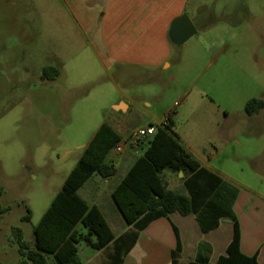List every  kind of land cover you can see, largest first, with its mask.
<instances>
[{"label":"rangeland","instance_id":"rangeland-1","mask_svg":"<svg viewBox=\"0 0 264 264\" xmlns=\"http://www.w3.org/2000/svg\"><path fill=\"white\" fill-rule=\"evenodd\" d=\"M63 11L61 0H0V206L7 208L0 264L22 258L14 227L33 246V227L97 127L111 123L120 96L130 102L128 130L171 115L174 132L202 164L264 201V107L245 111L250 98H264V0H189L184 13L197 31L172 45L170 65L158 71L104 70ZM45 65L58 69L55 79L41 78ZM107 157L117 163L120 154ZM168 174L171 188L185 191L183 174L165 169L161 176ZM120 175L95 185L89 179L78 192L89 203L96 198L106 218L120 215L108 190ZM27 208L30 219L22 220ZM230 226L190 238L212 241L214 258ZM77 247L83 264H105L104 251L82 241ZM192 252L188 247L180 264Z\"/></svg>","mask_w":264,"mask_h":264},{"label":"trees","instance_id":"trees-1","mask_svg":"<svg viewBox=\"0 0 264 264\" xmlns=\"http://www.w3.org/2000/svg\"><path fill=\"white\" fill-rule=\"evenodd\" d=\"M41 76L53 80L58 76V69L45 65ZM263 107L264 98L253 97L246 102L245 111L254 114ZM154 126L143 152L110 191L111 199L128 228L116 235L101 209L88 203L78 192L91 176L108 179L116 173L113 161L106 158L122 137L104 121L92 134L75 166L33 227V246L23 239L19 227L13 228L22 257L16 264H83L77 247L81 241L104 251L105 264H122L140 231L152 220L174 212L193 214L203 233L216 229L223 218L231 219L232 235L225 252L211 262L210 245L200 242L190 264H258L256 254L246 255L240 249L239 221L233 210L237 186L202 165L184 146L172 128L171 115ZM165 169L182 172L184 192L167 187L161 176ZM6 210L0 206V214ZM30 216L27 208L21 219L29 220ZM79 224L82 229L78 228ZM180 252L178 239L171 251V264H179Z\"/></svg>","mask_w":264,"mask_h":264},{"label":"crops","instance_id":"crops-1","mask_svg":"<svg viewBox=\"0 0 264 264\" xmlns=\"http://www.w3.org/2000/svg\"><path fill=\"white\" fill-rule=\"evenodd\" d=\"M61 1L63 12L71 16L79 33L87 41L88 49L97 57L104 70L134 66L158 71L170 65L172 45H175L168 35L170 24L175 17L186 11L189 0ZM129 103L124 100L123 96L112 103L113 113L110 117V124L122 138L131 132L126 128L125 118V114L130 110ZM146 142L147 137L141 140L138 146H130V151L126 147L122 153H119L118 162L114 163L113 161L116 166V173L113 176L117 178L118 171H121V175L113 182L112 186H109V192L122 178L134 159L143 152H139L138 148L146 146ZM106 159L112 161V157ZM202 165L213 170L205 164ZM172 176V174H168L170 178L167 175L164 177L169 188H171ZM89 179L92 180L90 184L93 182L95 185L100 181V176L93 175ZM103 180L105 179L103 178ZM235 185L238 188V193L233 210L239 221L240 249L246 255L256 254L258 264H263L264 201L255 197L250 191ZM93 194L91 195L93 196ZM96 201L98 200L94 198L90 204L98 206ZM101 211L103 212L102 209ZM103 214L105 216L104 212ZM109 216V218L106 216L105 218L116 235L128 228L124 220L120 219V215L116 216L112 213ZM221 223L214 230H218ZM228 223L231 225V221ZM114 226L118 232H115ZM196 230L201 231L193 214L181 215L174 212L167 217H158L140 231L135 245L125 256L122 264H171V251L176 247L178 239L181 243L179 264L183 253L188 247H191L192 255L187 257L188 264H190L200 242H207L210 245V261L215 262L218 255L225 252L232 235V225L230 226L231 234L226 239L223 252L217 253L214 258L212 257L214 252L212 241L197 238L198 235L196 238L193 236L190 238Z\"/></svg>","mask_w":264,"mask_h":264},{"label":"water","instance_id":"water-1","mask_svg":"<svg viewBox=\"0 0 264 264\" xmlns=\"http://www.w3.org/2000/svg\"><path fill=\"white\" fill-rule=\"evenodd\" d=\"M197 31L190 17L182 13L175 17L170 24L168 35L175 44H182ZM182 173V172H180ZM222 221L230 222V218H223Z\"/></svg>","mask_w":264,"mask_h":264},{"label":"built area","instance_id":"built-area-1","mask_svg":"<svg viewBox=\"0 0 264 264\" xmlns=\"http://www.w3.org/2000/svg\"><path fill=\"white\" fill-rule=\"evenodd\" d=\"M154 130L155 126L152 124L132 130L127 137L116 143L110 153H121L127 146H138L141 139L153 134Z\"/></svg>","mask_w":264,"mask_h":264},{"label":"flooded vegetation","instance_id":"flooded-vegetation-1","mask_svg":"<svg viewBox=\"0 0 264 264\" xmlns=\"http://www.w3.org/2000/svg\"><path fill=\"white\" fill-rule=\"evenodd\" d=\"M41 75H42V73H41ZM41 78H42V76H41Z\"/></svg>","mask_w":264,"mask_h":264}]
</instances>
